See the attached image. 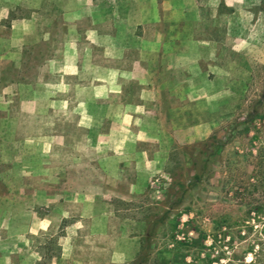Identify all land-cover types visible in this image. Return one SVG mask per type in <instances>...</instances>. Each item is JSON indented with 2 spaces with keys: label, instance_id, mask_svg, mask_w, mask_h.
Masks as SVG:
<instances>
[{
  "label": "rangeland",
  "instance_id": "rangeland-1",
  "mask_svg": "<svg viewBox=\"0 0 264 264\" xmlns=\"http://www.w3.org/2000/svg\"><path fill=\"white\" fill-rule=\"evenodd\" d=\"M79 1L83 27L122 17L123 0H93L89 18ZM51 2L0 0V264H135L147 233L142 264H224L215 223L264 181V0L236 16L162 0L156 54L124 77L42 72L55 45L24 42L37 12L58 22ZM215 135L218 155L199 154ZM253 237L235 241L247 262Z\"/></svg>",
  "mask_w": 264,
  "mask_h": 264
},
{
  "label": "crops",
  "instance_id": "crops-1",
  "mask_svg": "<svg viewBox=\"0 0 264 264\" xmlns=\"http://www.w3.org/2000/svg\"><path fill=\"white\" fill-rule=\"evenodd\" d=\"M251 1L222 0V3L227 8H232L233 16H236L249 11L252 8ZM40 3L37 2L34 7L36 10L44 8V4ZM158 3L161 4L162 0H123L122 17L117 19L116 23L108 25L107 21H103L99 25L87 20L83 27L79 22L81 11L77 9L80 6L79 0H52L51 10H58L60 19L57 23L52 20L51 25L45 29L38 24L40 18L37 12V17H33L29 24H35L36 27L32 36L25 38L24 46L52 40L55 47L39 66L43 73L66 77L85 74L91 71L90 69L121 77L145 73L144 59L156 54L155 15ZM92 4L93 0H84V18L91 15ZM103 6L108 8L106 3H103ZM16 21L18 22L15 19L11 30L23 27L24 23L16 24ZM108 84L106 83L104 88L114 89L118 86Z\"/></svg>",
  "mask_w": 264,
  "mask_h": 264
},
{
  "label": "trees",
  "instance_id": "trees-1",
  "mask_svg": "<svg viewBox=\"0 0 264 264\" xmlns=\"http://www.w3.org/2000/svg\"><path fill=\"white\" fill-rule=\"evenodd\" d=\"M224 145V141L216 135L210 136L202 143L205 150L199 154L207 152V156H217ZM241 190L236 193V198L244 207L242 218L232 224H227L226 221L215 223V247H219L220 250L226 248L224 256L227 255L228 259L224 264H264V181H256L247 187H241ZM249 235L254 237L247 250L251 261L247 262L245 255H237L235 241H245ZM151 238L153 234L147 233L141 248L143 258L135 264L144 262L145 253L151 248Z\"/></svg>",
  "mask_w": 264,
  "mask_h": 264
}]
</instances>
